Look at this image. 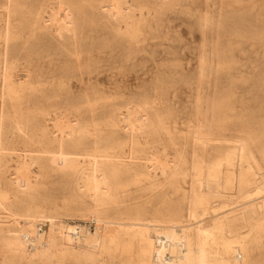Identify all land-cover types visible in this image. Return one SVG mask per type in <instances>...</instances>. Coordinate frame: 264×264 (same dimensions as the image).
Segmentation results:
<instances>
[{
    "label": "rangeland",
    "instance_id": "374dc122",
    "mask_svg": "<svg viewBox=\"0 0 264 264\" xmlns=\"http://www.w3.org/2000/svg\"><path fill=\"white\" fill-rule=\"evenodd\" d=\"M114 3L118 10L111 9ZM4 27H10L5 48L17 74L29 70L31 79L17 85L18 96L0 83V264L48 263L28 251L17 259L4 241L21 229L35 231L39 223L45 224L44 234L35 243L47 240L51 222L76 226L82 237L105 228L131 239L121 233L146 219L180 232L209 226L230 212L240 216L246 204L236 198L237 182L226 185L224 161L227 150L240 142L263 170L252 163L247 172L238 161L237 174L241 167L244 177L255 173L264 188V0H0L1 33ZM38 72L44 74L40 80ZM62 99L68 123L74 129L88 125L80 134L65 136L64 150L83 151L72 146L75 135L91 149L97 135L102 146L117 153L102 159L120 161L110 180L115 199L97 207L101 223L91 215V199L85 197V207L75 200L78 193L88 194L83 179L63 168H42L52 155L28 149L44 125L57 133L54 120L40 122L38 112L48 110L55 119ZM92 111L98 129L90 126ZM132 112L142 118L137 131L125 128ZM77 117L83 118L80 126ZM111 117L118 127L104 126ZM30 158L34 163L18 173L19 164ZM220 160L221 192L202 214L193 205V194L203 191L194 171L199 168L204 178ZM20 178L26 186H17ZM253 198L261 202L264 193ZM31 202L43 213L32 229L8 216V211L22 213L21 204ZM252 219L264 223L262 214ZM257 237L255 230L249 234L250 260L264 264V244L259 246ZM130 248L112 250L95 264L135 263L136 241ZM50 260L90 264L68 257Z\"/></svg>",
    "mask_w": 264,
    "mask_h": 264
},
{
    "label": "bare ground",
    "instance_id": "6f19581e",
    "mask_svg": "<svg viewBox=\"0 0 264 264\" xmlns=\"http://www.w3.org/2000/svg\"><path fill=\"white\" fill-rule=\"evenodd\" d=\"M111 9L118 10V5L114 3L111 5ZM10 38V27H4L3 33L0 32V83H3L9 95L18 96L19 90L17 89V85L21 86L30 83L31 73L28 70L26 74H17L18 67L15 64V60H13L12 56L8 54L7 48H5ZM43 76L42 72H38L36 77L40 80ZM62 77L63 75H60V78ZM23 78H25L24 81H22ZM61 86L62 88L64 87L63 82ZM63 103H65V99H62L61 105L59 104L56 107L60 115H57L58 117L55 119L50 118L48 110L38 112L40 122L54 120L53 127L56 128L57 133H54L48 126L44 125L40 128L38 134L33 135V140L30 141L34 147L28 149L36 153L52 155L49 158L48 165H41L42 168H63L69 171L75 178L79 177L83 179V188L88 194L84 196L78 193L74 196L75 200L80 203V206L85 207V197L91 199L93 201L91 215L94 216L97 222L101 223L99 218L101 211L97 207L102 205L107 199H115L111 193L113 187L110 180L118 169L120 161L107 163V160L102 159V157H114L117 153L112 152V146H102L100 138L97 135L93 136L91 149L86 148L85 142L79 135H75L70 142L74 148L82 147L83 151L66 152L64 150L63 142L66 141L65 136H73V133L80 134L82 131L84 132V129L88 125L80 126L83 118L77 117L76 120L80 127L74 129L68 123L65 113L62 112L65 111ZM95 116L96 113L92 111V123L90 126L98 129L100 125L94 121ZM141 120L142 118L139 114L128 113L126 115L125 128L137 131L140 129ZM104 126L116 128L119 126V123L111 117ZM16 129H21L18 124L16 125ZM196 136L199 142L203 145L206 144L201 135L196 133ZM24 145L25 147H29L27 144ZM11 149L16 150L15 147ZM32 159L30 158L29 162L27 160L21 162L17 168V172L24 174L29 169V166L34 163ZM224 161L226 164V185L232 186L234 182H237L240 185V189L236 198L243 199L244 204H246L242 214L238 217L231 215L230 212L216 218L209 226L200 225L196 228L180 230V232L174 230L171 226L156 224L154 221L146 219L130 223L127 230L121 233L125 236H131V239H120L117 234L111 230H105V228L100 232L96 231L93 235L86 234L82 237L77 232L76 226L65 224L56 227L51 222L47 240L35 243L37 238L35 235H31L35 231L31 232L28 228L27 230L21 229L18 233H9L5 236L4 241L15 258L24 259L28 251L31 255H37L39 259L47 261V264H50V259L54 257H57L59 260H64L66 257L78 260L85 259L90 264H95V260L98 257L108 254L112 250L115 252H121L124 249L130 251L133 241H136L135 255L137 261L135 263L129 261L127 264H164L162 257L166 252L172 255L174 264H253L250 260L252 244L248 241L249 234L255 230V234L258 236L255 238V241L259 246L264 244V223L256 221L251 223L254 214L264 215V198L261 202H256V199L258 200L259 198L253 197H260L264 193V188L257 182L255 173L252 172L250 175L252 177L247 178L243 176L241 171L244 166L247 167V172L251 171L252 163L259 170H263V167L251 152L248 153L245 142H240L237 148L228 149ZM238 161L244 165L237 174L235 167ZM221 164L222 161L220 160L208 167L206 177L204 178L201 177L202 173L200 169L195 168L194 174L197 181L203 185V191L193 194V205L196 209H201L200 212L202 214L205 211L203 206L209 202L210 198H216L220 195L223 172L219 169ZM249 185L253 186L251 190L247 189ZM17 186H26V180L20 178ZM20 208L22 213L8 211V216L14 218L16 221L18 220V223L20 222L19 220H23L25 224H29L28 226L31 229L33 222L43 217L42 206L40 204L31 202L21 204ZM191 216L195 217V214L192 213ZM107 223L102 222L103 225ZM244 228H248L247 233L241 232ZM237 243L241 245L238 248L232 245ZM27 244H30L31 247H26Z\"/></svg>",
    "mask_w": 264,
    "mask_h": 264
},
{
    "label": "built area",
    "instance_id": "2783aa9c",
    "mask_svg": "<svg viewBox=\"0 0 264 264\" xmlns=\"http://www.w3.org/2000/svg\"><path fill=\"white\" fill-rule=\"evenodd\" d=\"M44 228H45V224L39 223V225L35 229V233H34L36 238H43ZM162 260H163L164 264H174V259H173L172 255L168 252H166L163 255Z\"/></svg>",
    "mask_w": 264,
    "mask_h": 264
}]
</instances>
